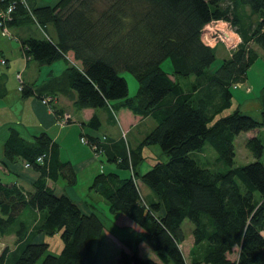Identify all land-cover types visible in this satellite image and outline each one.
<instances>
[{
	"label": "trees",
	"instance_id": "1",
	"mask_svg": "<svg viewBox=\"0 0 264 264\" xmlns=\"http://www.w3.org/2000/svg\"><path fill=\"white\" fill-rule=\"evenodd\" d=\"M38 1L0 0V11L14 5L0 28L18 39L25 57L39 65L65 62L59 75L49 74L35 87L36 95H49L51 102L54 94L67 90L74 94L76 110H107L112 120L115 112L126 109L155 122L134 149L120 138L123 153L118 155L110 154L107 136H80L95 156H106L117 168H101L89 189L105 201L112 216L123 215L141 230L134 239H121L126 250L120 251L117 264H187L180 249L185 220L193 226L190 264H264V146L259 138L246 142L254 161L234 166L235 137L264 130V89L259 121L238 109L214 121L231 106L232 88L246 82L258 58L252 46L264 55V0ZM216 21L230 25L240 42L212 71L215 49L202 43L201 32ZM49 24L55 39L47 33ZM33 26L43 32L42 38L20 36ZM167 59L170 72L161 67ZM122 72L136 78L134 97L128 96ZM20 93L33 94L25 86ZM51 110L57 120L64 115ZM70 123L69 116L65 125ZM85 125L101 127L96 114ZM152 145L168 161L141 173L143 150ZM205 145L217 153L222 171L201 167L190 157ZM4 158L3 165L17 160L28 164L38 178L30 191L0 181V239L15 237L14 249L1 253L0 264H98L105 233L102 214L82 210L80 203L57 195L47 184L76 183L72 164L59 159L58 145L46 133L26 140L9 128ZM141 184L148 195L141 194ZM58 233L63 246L57 256L46 254L47 243L35 241L38 235ZM141 244L158 262L139 255ZM234 248L237 258L231 260Z\"/></svg>",
	"mask_w": 264,
	"mask_h": 264
},
{
	"label": "crops",
	"instance_id": "2",
	"mask_svg": "<svg viewBox=\"0 0 264 264\" xmlns=\"http://www.w3.org/2000/svg\"><path fill=\"white\" fill-rule=\"evenodd\" d=\"M11 30L13 29L11 28ZM31 34L36 38H42L44 35L42 31L38 34L33 28L31 31L27 29H22L20 31V36H22V38ZM0 38L4 40L5 37L0 33ZM0 43V181L2 183L10 185L15 184L30 191L32 190V183L38 178V173L30 168H24V164L20 160L12 163L8 162L6 165H3L5 160L4 142L8 137L9 128L15 129L19 135L26 140H31L40 133H46L52 141L58 145L59 159L72 164L76 174V182L77 177L81 173L87 172L88 177L94 179V177L100 173L101 168L104 169V166L101 164L98 170L95 167L101 156H95L89 146L80 142V136L82 134L94 138L102 137L103 135L107 136L110 142L109 152L112 155H118L123 150V145L120 140V131H128L127 148L130 149H134L138 142L146 135L141 132L133 136L131 135V131L142 124L141 122L144 123L145 119H149L148 117L142 118L134 116L128 110L125 111L126 109H120L113 114V119L111 120L107 110H76L73 107V101L71 99L74 98V94L67 90L65 94H54L53 100L49 104H42L41 101L49 95L38 97L35 93V87H37L38 83L41 81H45L49 74H57L59 69L63 71L66 67L65 62L59 66V69H57L58 66L56 64L47 65L50 70L49 68L46 69L47 77L45 76L42 80L44 65L33 63V60L25 57L19 45H7L6 43L9 42H3L1 40ZM68 58H71V53L68 54ZM2 61H4V63H2ZM52 66L55 67L54 70H51ZM18 72L22 73L24 86L29 89L31 88L33 94L22 97L18 88L15 89L14 87L10 89L12 92L9 93L10 91L7 88L9 85V77L10 79L15 78ZM247 80L248 78L246 82ZM246 82L244 84H246ZM262 89H264V86ZM51 108H53V110L55 109L59 115L62 113L69 115L71 123L65 126L58 125L57 115H55V112L52 111ZM94 114L99 118L101 127H104V131L98 132L101 127L98 130H92L85 125ZM63 151L67 154L65 157L62 155ZM143 155L146 157L144 150ZM16 164H18V168L14 167ZM47 184L54 188L57 195L65 194L73 202L79 203V201L76 200L75 192L70 186L66 185L65 181H62V186L50 181H48ZM148 194L149 192L147 195ZM89 210L90 208H88V211ZM117 226L120 227V225Z\"/></svg>",
	"mask_w": 264,
	"mask_h": 264
},
{
	"label": "rangeland",
	"instance_id": "3",
	"mask_svg": "<svg viewBox=\"0 0 264 264\" xmlns=\"http://www.w3.org/2000/svg\"><path fill=\"white\" fill-rule=\"evenodd\" d=\"M56 1L57 0H39L38 2L42 4L44 3L51 4V3H55ZM220 24L223 25V28H225L227 32L229 33V35L232 36L233 40L230 41V43L238 45L240 42L238 35L235 33L234 29L231 28V26L228 25L227 23L225 24L224 22H219V23L214 22L207 26H209V28L211 29H214L217 25H220ZM207 26H205L203 30L206 31ZM33 29L36 30L38 34L41 33V31L37 29L36 27H33ZM10 31L14 35L17 32L15 29L13 30L10 29ZM213 31H216V30H213ZM0 32H1V29H0ZM47 33L51 38L53 39L56 38L55 30L51 24L47 25ZM6 38L7 37H5L4 40L0 38V40L3 42H9L6 44L7 45L11 44V46H16L19 44L17 41L18 39L16 37L15 38L13 37L11 39H8V38L6 39ZM226 46L227 45H225V43L223 44L221 42H218L214 46L215 62L211 66L212 71L215 70L222 63L224 59L229 58L232 50L230 49L228 50ZM252 47L253 49H255V52H257L259 55H258L257 60L255 61V64L252 65L247 72L248 80L246 84L238 85V87L235 89L232 88L231 106L228 109H225L222 113L218 114L214 118V121L221 117H225L233 113L236 109H238L242 114L250 116L253 119L259 121L260 113L262 109V101H263L262 87L264 86V56H263V52L260 49H258L255 46H252ZM32 62L36 63L34 61ZM62 63L63 61H57L52 64H56L58 66L57 69H59L60 68L59 66H61ZM43 67L44 69L42 72V80L47 75L46 69L49 68L47 65H44ZM161 67L165 72H170L171 71L170 61L168 59L165 60L162 63ZM54 68L55 67L52 66L51 70L52 69L54 70ZM60 71L62 70L59 69L57 74L55 73L54 75H59L61 73ZM121 76L124 77L127 82L128 96L134 97L138 89L136 78L128 72H122ZM21 80L23 82L21 72H18L15 75V78L13 79H10L9 77V85L7 86L8 90L10 91L12 87H14L15 89L18 88ZM42 82L43 81L38 83V86L41 85ZM22 85L24 87V84ZM11 92L12 90L9 93ZM141 123L142 124L138 125L131 131V135L136 136L137 134L141 132H143V134H147L155 127V122L152 119H145V122L144 123L141 122ZM102 131H104V127H101L98 132H102ZM123 135H124V138H123ZM128 135L129 133L127 130L120 131L121 139L127 141ZM252 137L259 138L264 146V130L256 129L253 131L240 133L238 136L235 137V140H234V147H235L234 166L235 167H242L254 161L251 153L246 148L247 140H249ZM144 154L146 156V159L139 169L141 173H145L146 171H148L151 168V166L157 162L166 163L168 161L167 155H165L161 151L158 145H152V146L146 147L144 149ZM62 155L63 157H65L67 154L66 152L63 151ZM190 157L193 160H195L201 167H204L209 170L222 171L224 168L221 164H219L216 161L217 153L209 145H205L200 151L191 153ZM261 162L264 164V153L261 158ZM100 164L104 166L103 171L105 172H107L108 170L117 169L113 163H110L107 161L106 156L104 155H102L100 159H98L97 161V164L95 166L97 170L99 169ZM14 167L18 168V164L14 165ZM118 172H120V174L123 176L128 175V171L126 170H118ZM92 179L93 178L88 177L87 172L81 173L77 177V182L75 183V185L71 186V188L75 192L76 200L79 201L80 207L82 210L85 209L84 211H88V208H90L91 210L95 209V211L101 213L103 216V222L105 225V233H104L103 240L100 242L99 247H98L99 248L98 249L99 251L98 264H117V259H118V255L120 251L126 250L121 242V239L126 238L129 235H131V237L134 239L136 235L141 233V230L137 226H135L130 220H128L125 216L123 215L112 216L109 213L108 206L106 205L105 201L101 199L98 195H96L95 193L91 192V190L89 189V185ZM61 184H62V180H59L58 185L62 186ZM140 191H141V194L143 195H147L148 193V190L142 184L140 185ZM257 198H258V195H256V199ZM117 225H120V227H118ZM192 228L193 226L187 220H185L181 225V229L184 231V234H185V240L180 245V249L183 253V256L186 259L187 264H190L189 250L193 244V236L191 234ZM59 235H60L59 233L54 234L53 236H45L41 234L35 238V241H44L45 243H47L49 245V248L46 254L57 256L59 255L62 249V246H63ZM13 237H14L13 235H9V236H6L0 239V255L5 249L8 251H11L14 249L15 238ZM237 250H238L237 248H234L233 253L228 255V258L231 260L236 259ZM139 255L143 258H150V259L157 261L156 255L142 244L139 245Z\"/></svg>",
	"mask_w": 264,
	"mask_h": 264
},
{
	"label": "built area",
	"instance_id": "4",
	"mask_svg": "<svg viewBox=\"0 0 264 264\" xmlns=\"http://www.w3.org/2000/svg\"><path fill=\"white\" fill-rule=\"evenodd\" d=\"M13 10H14V5L11 4L5 10L0 11V27L2 26V22H4V20H7V19L10 18ZM217 22L219 23V22H222V21H216L215 23H217ZM211 23H214V22H211ZM208 28H209V26L206 27V29H207L206 31L205 30H202L203 32H201V41H202V43L205 46H208L210 48H214V46L218 42H221L223 44L225 43V45H227L226 47L228 48V50L229 49L230 50H233L237 46L236 44L230 43V41L227 38H225L219 32L221 29H223V30H225L227 32V30L225 28H219L216 31H210V30H208ZM0 29H1V32L0 33H1L2 36H5V37L11 39V34H10L9 30L5 26H3ZM228 35H229V33H228ZM2 63H4V61H2ZM22 84H23V82L21 80V82H20V84L18 86V90L20 92L23 91V85ZM50 100L51 99L46 98V99H43L41 102H42V104H49ZM68 119H69V115L64 114L61 118H59L57 120V123H58V125L63 126V125H65V123L67 122ZM123 138H124V135H123ZM80 141H81V143L87 144L86 139H84L83 137L80 139ZM41 161H42V158L41 157L37 159V162H41ZM24 168L28 169V168H30V166L28 164H24Z\"/></svg>",
	"mask_w": 264,
	"mask_h": 264
},
{
	"label": "bare ground",
	"instance_id": "5",
	"mask_svg": "<svg viewBox=\"0 0 264 264\" xmlns=\"http://www.w3.org/2000/svg\"><path fill=\"white\" fill-rule=\"evenodd\" d=\"M219 28H223V25L220 24V25H217L214 29L208 28V30L213 31V30H217V29H219ZM227 39H228L229 41H232V40H233V39H232V36H230V35H228Z\"/></svg>",
	"mask_w": 264,
	"mask_h": 264
},
{
	"label": "water",
	"instance_id": "6",
	"mask_svg": "<svg viewBox=\"0 0 264 264\" xmlns=\"http://www.w3.org/2000/svg\"><path fill=\"white\" fill-rule=\"evenodd\" d=\"M219 32H220L225 38L228 37V33H227L225 30L221 29Z\"/></svg>",
	"mask_w": 264,
	"mask_h": 264
}]
</instances>
